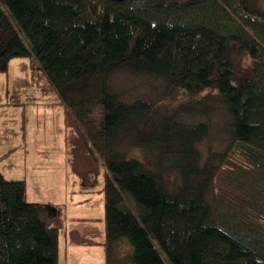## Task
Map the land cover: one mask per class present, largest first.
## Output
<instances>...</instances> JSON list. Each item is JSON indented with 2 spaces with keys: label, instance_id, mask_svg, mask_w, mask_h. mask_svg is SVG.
<instances>
[{
  "label": "trees",
  "instance_id": "1",
  "mask_svg": "<svg viewBox=\"0 0 264 264\" xmlns=\"http://www.w3.org/2000/svg\"><path fill=\"white\" fill-rule=\"evenodd\" d=\"M17 57L63 106L65 164L81 187L102 185L104 229L101 241L69 229L64 211L28 201L25 180L0 169V264H62L61 237L101 244L103 264H264L258 0H0V73ZM121 70L162 80L166 97L124 100L110 85ZM5 94L4 105L21 103ZM214 103L227 144L204 154L210 122L181 114Z\"/></svg>",
  "mask_w": 264,
  "mask_h": 264
},
{
  "label": "rangeland",
  "instance_id": "2",
  "mask_svg": "<svg viewBox=\"0 0 264 264\" xmlns=\"http://www.w3.org/2000/svg\"><path fill=\"white\" fill-rule=\"evenodd\" d=\"M258 2L264 11V0ZM7 85L19 93L21 103L3 104L8 99L5 94ZM110 85L128 102L166 97L163 81L143 73L117 71L112 75ZM212 102L215 100L209 101ZM214 104L215 109L209 113L195 110L181 114L185 123L210 122L211 136L208 141L199 144L204 154L208 149L222 151L227 144L224 128L226 112L219 104ZM63 133V106L58 104L56 93L46 78L38 86L31 81L27 57L13 58L9 73H0V169L8 179L25 180L28 201L48 204L52 213L64 211L68 227L86 234L82 228L88 223L103 231L104 224L100 220L104 214L102 185L94 189L83 188L77 177L69 172L65 164ZM13 147H17L15 152L4 157ZM126 149L131 156H140L138 146L127 144ZM167 180V187L174 189L178 182L176 175L169 174ZM126 196L134 209L140 207L129 193ZM100 236L99 233L95 238ZM67 247L68 255L63 261L65 239L62 238L60 254L64 264H102L104 253L100 246H82L81 255L74 252L79 249L78 246Z\"/></svg>",
  "mask_w": 264,
  "mask_h": 264
},
{
  "label": "crops",
  "instance_id": "3",
  "mask_svg": "<svg viewBox=\"0 0 264 264\" xmlns=\"http://www.w3.org/2000/svg\"><path fill=\"white\" fill-rule=\"evenodd\" d=\"M89 220H92L91 218L89 219ZM100 220L102 221V218H100ZM68 227V226H67ZM69 229L71 228V227H68ZM85 232H87L86 234L85 233H82L79 229V231H80V234L81 235H83V236H86V237H90V238H94V239H96V240H98V241H101L102 239H103V231L102 230H97L96 229V227L95 226H93V225H90V224H88V223H86V224H83V228H82ZM100 233V237L101 238H99V239H97V238H95L96 237V235H98ZM99 237V236H98ZM62 238H64L65 239V254L62 256L63 257V261H66V259L64 260V258H65V256L66 255H68V252H66V250L68 249V247H67V245L69 246V247H73V246H78V250L76 251H74L75 253H77L78 255H81L82 253H83V249H82V246H92V247H99L100 246V248L102 249V252L104 253V250H103V247H102V245L101 244H93V245H86V244H76V243H74V242H72L70 239H68V238H65V237H61L60 238V245H61V239ZM59 258H60V262L62 263V264H64V262H62L61 261V254L59 255ZM103 261H104V254H103ZM103 261H102V264H103Z\"/></svg>",
  "mask_w": 264,
  "mask_h": 264
},
{
  "label": "water",
  "instance_id": "4",
  "mask_svg": "<svg viewBox=\"0 0 264 264\" xmlns=\"http://www.w3.org/2000/svg\"><path fill=\"white\" fill-rule=\"evenodd\" d=\"M112 1L123 2V1H126V0H112Z\"/></svg>",
  "mask_w": 264,
  "mask_h": 264
}]
</instances>
